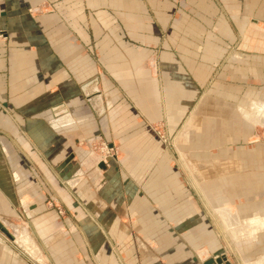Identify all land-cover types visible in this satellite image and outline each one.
Instances as JSON below:
<instances>
[{"label": "crops", "instance_id": "0c3cea01", "mask_svg": "<svg viewBox=\"0 0 264 264\" xmlns=\"http://www.w3.org/2000/svg\"><path fill=\"white\" fill-rule=\"evenodd\" d=\"M249 32L264 33V0H0V33L6 38L0 40V188L13 183L29 215L43 211L32 202L34 191L21 202L26 174L17 167L20 157L8 150L6 132H16L20 142L24 132L41 144L45 156L37 161L59 162L69 155L77 164L62 175L65 196L76 192L82 226L102 231L79 237L92 244L90 254L84 246V259H92L86 262L209 264L204 252L182 253L161 235L163 228L179 225L187 210L176 199L182 194L179 175L168 167L152 127L163 125L172 135L185 120L203 114L195 112L194 102L207 97L215 81L258 82L248 73L245 52L262 48L246 42ZM233 51L242 54L230 63ZM248 58L252 65L261 62L258 55ZM99 138L117 148L119 167L95 171L96 160L79 146ZM60 141L66 150L58 159ZM230 211L223 209V215L237 220ZM50 217L35 221L44 244L60 242L61 234L49 232ZM253 217V229L264 226V219ZM8 226L17 242L30 240L25 227ZM233 228L244 239L264 232ZM181 242H188L185 233L177 236ZM59 244L56 259L85 264L72 258L73 251L63 252L65 242Z\"/></svg>", "mask_w": 264, "mask_h": 264}, {"label": "rangeland", "instance_id": "374dc122", "mask_svg": "<svg viewBox=\"0 0 264 264\" xmlns=\"http://www.w3.org/2000/svg\"><path fill=\"white\" fill-rule=\"evenodd\" d=\"M245 39L262 48L255 54L252 51L245 52V64L250 70L247 71L251 76L257 75L255 78L259 79L256 80L258 82H248L241 86L232 81H215L207 89V97L194 102L197 107L195 112L204 110L203 114L194 116L190 123L185 120L181 130L172 135L163 125L152 127L153 134L171 161L168 167L179 175L182 194L176 199L179 200V206L187 210L181 212L179 225L169 230L163 228L161 235L168 240V246L175 243L177 250L182 253L187 249L192 251V248L196 254L204 252L205 258L210 260L209 264H216L217 258H224L229 264H264V232H258L254 239H244L233 233L232 226L225 222L223 215V209L230 208V213L235 214L240 226H245V220L253 218L254 214L264 219V120L260 124L264 118V33L254 36L249 32ZM237 54L242 52H230V63L235 61ZM252 55L261 57L259 65H252V58H248ZM15 133L6 132V135L10 134L7 139L9 154L20 157L17 167L20 166V170L26 174L19 190L21 202H28L30 197L26 193L34 191L31 196L33 204L44 209L29 215L19 204L18 189L12 186V179V184L5 189L0 188V224L6 230L0 229V264H16V260L22 264H68L64 258L56 259L58 255L54 254L55 244L58 246L60 242H65L63 252L71 250L73 252L68 254L74 260H84L85 264H89L86 260L90 258L88 260L92 261L91 256L84 259L82 252L85 246V252L90 254L92 244L89 242L84 245L79 242V237L86 235L90 239L94 229L100 234L102 231L100 227L82 226L81 212L77 211L82 201L76 192L70 189L68 199L65 196V180L62 175L76 168L77 164H71L73 157L69 155L59 162H39L37 159L45 156L41 144L35 145L24 132H20V142ZM42 135L43 132H38L37 138H43ZM58 140L63 141L61 138ZM101 144L109 150L110 157L106 160L101 158L105 155ZM61 145L63 148H59ZM65 146L61 141L59 146H55L58 150L55 158L60 159L59 155L63 153L60 151L66 150ZM79 147L88 151L96 160L93 164L96 172H106L113 164L119 167V152L107 141L99 138L82 142ZM99 164L104 169H100ZM6 165L12 170V163L6 162ZM120 171L129 175L124 169ZM123 183L126 184L119 182V185ZM143 204H147V201H143ZM47 214H50L49 221L53 224L49 232L54 230L52 232L61 234L60 242L56 239L48 244L43 242L35 221ZM231 222L235 227L239 225L234 220ZM8 224L25 227L30 240L34 241L31 247L30 242L28 244L30 240L17 242ZM262 227L264 229V226L259 225L247 230L257 232ZM183 233L188 242L179 245L177 236ZM157 236L159 239L160 234ZM155 245L158 246L157 242Z\"/></svg>", "mask_w": 264, "mask_h": 264}, {"label": "bare ground", "instance_id": "6f19581e", "mask_svg": "<svg viewBox=\"0 0 264 264\" xmlns=\"http://www.w3.org/2000/svg\"><path fill=\"white\" fill-rule=\"evenodd\" d=\"M225 214H226V212H225ZM225 216V218L227 219V222L229 223V225H231V226H233L234 228V230L236 231V232H243V231H248L247 229H250V228H252L253 227V225H255V220H257L256 219V217H253L252 219H249V220H245L246 221V225L245 226H241V230H240V228H236L234 225H232L231 224V220H234L233 219V215H224ZM234 221H236L237 222V224H239V221H238V219L237 220H234ZM240 225V224H239Z\"/></svg>", "mask_w": 264, "mask_h": 264}, {"label": "built area", "instance_id": "2783aa9c", "mask_svg": "<svg viewBox=\"0 0 264 264\" xmlns=\"http://www.w3.org/2000/svg\"><path fill=\"white\" fill-rule=\"evenodd\" d=\"M5 39H6L5 36L2 33H0V40H5ZM102 146H103L102 152H104L105 155H103L101 158H103L102 160H106L107 158L110 157L109 150L105 147V145Z\"/></svg>", "mask_w": 264, "mask_h": 264}, {"label": "water", "instance_id": "95a60500", "mask_svg": "<svg viewBox=\"0 0 264 264\" xmlns=\"http://www.w3.org/2000/svg\"><path fill=\"white\" fill-rule=\"evenodd\" d=\"M99 168L104 169V166L102 164H99ZM0 229L6 231L5 228L1 224H0ZM215 263L216 264H229L226 262V260L224 258H217L215 260Z\"/></svg>", "mask_w": 264, "mask_h": 264}]
</instances>
